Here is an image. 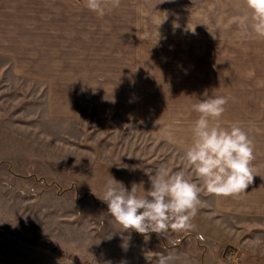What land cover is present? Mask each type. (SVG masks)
I'll return each instance as SVG.
<instances>
[{"label": "rangeland", "instance_id": "374dc122", "mask_svg": "<svg viewBox=\"0 0 264 264\" xmlns=\"http://www.w3.org/2000/svg\"><path fill=\"white\" fill-rule=\"evenodd\" d=\"M140 1L144 12L156 14L152 28L166 34L149 39L171 45L150 54L154 56L152 67L164 64L159 67L166 70L167 82L180 77L179 68L190 76L194 63L242 58V38H220L230 39L229 45L216 43V47H200L193 53L189 42L196 38L180 35L195 27L239 29L232 21L242 14V0H165L154 7L157 0ZM187 83L183 81L182 86ZM174 88V81L164 86L167 106L176 95ZM96 163L147 181L146 173L161 168L184 171L186 178L200 184L183 151L152 137L146 122L116 115L99 118L90 106L81 104L76 118L48 119L45 86L15 78L10 63L0 58V228L15 237L7 251L23 256V260L12 257L11 264H47L53 253L66 255L77 264H157L161 253L172 254V264H260L255 256L256 251L264 256L259 231L243 229H253V222L242 219L241 231L228 216L218 214V221L209 224L207 216L212 214L200 210L205 205L198 206L191 220L193 227L186 232L170 230L162 237L151 233L146 239L133 230H123L98 198L103 192L89 184ZM206 194L201 191L200 200ZM215 222L219 226L212 227ZM209 232L217 235L218 244L208 240ZM186 234L195 239L173 244Z\"/></svg>", "mask_w": 264, "mask_h": 264}, {"label": "crops", "instance_id": "0c3cea01", "mask_svg": "<svg viewBox=\"0 0 264 264\" xmlns=\"http://www.w3.org/2000/svg\"><path fill=\"white\" fill-rule=\"evenodd\" d=\"M139 5L144 6L140 0H121L119 8L101 18L84 6V0H0V58L10 63L15 78L45 86L48 119L76 118L79 105H88L99 118L116 115L128 121L146 122L152 137L162 138L180 151L191 143L192 124L199 115L192 104L199 102L204 93L227 97L219 122L223 126L240 122L254 143L252 167L258 174L246 192L228 197L207 193L198 206L205 205L200 210L212 214L207 216L209 224L218 221V214L228 216L241 231L242 219L253 222V229H243L259 231L256 234L264 244V38H242L239 29L195 27L189 34L180 33L196 38L189 42L193 53L200 47L230 42L220 38H242V58L194 63L190 76L179 68L180 77L167 82L166 70L159 67L164 64L159 62L157 68L152 67L150 59L154 56L150 54L171 45L149 39L154 34H166L152 28L156 14L144 12ZM242 14H248L244 0ZM172 81V93L176 95L168 107L164 86ZM183 81L188 83L182 86ZM169 130L173 133L171 140ZM91 175L94 178L89 184L100 192L111 176L129 190L136 184L138 195L150 187L149 181L102 163L93 166ZM216 237L209 232L212 245L218 244ZM14 238L0 228V264H11L10 260H15L12 257L23 260L20 253L7 251ZM51 256L47 264H77L61 253ZM255 256L264 264V256L257 251Z\"/></svg>", "mask_w": 264, "mask_h": 264}, {"label": "clouds", "instance_id": "9594fccd", "mask_svg": "<svg viewBox=\"0 0 264 264\" xmlns=\"http://www.w3.org/2000/svg\"><path fill=\"white\" fill-rule=\"evenodd\" d=\"M164 2L157 0L153 7ZM120 4L121 0H84V6L101 18ZM244 4L248 14L232 21L238 25L239 35L264 38V0H244ZM227 102L228 98L223 95L204 93L191 106L199 115L192 124L191 143L184 149L183 158L200 184L186 178L184 171L163 168L146 173L150 187L142 195L137 194L136 184L129 190L112 176L106 182L103 195L98 198L123 230H134L146 239L151 233L162 237L170 230L186 232L193 227L191 220L197 213L201 191L225 197L246 192L258 174L252 167L255 146L239 121L228 126L219 122ZM168 138H173L171 130ZM156 259L157 264H172L175 257L161 253Z\"/></svg>", "mask_w": 264, "mask_h": 264}, {"label": "built area", "instance_id": "2783aa9c", "mask_svg": "<svg viewBox=\"0 0 264 264\" xmlns=\"http://www.w3.org/2000/svg\"><path fill=\"white\" fill-rule=\"evenodd\" d=\"M197 237L200 238L199 235H197ZM189 238H191V239H192V238L195 239V236H193L192 234H187L183 239H189ZM183 239L175 240V241L173 242V244L176 245L178 242H181Z\"/></svg>", "mask_w": 264, "mask_h": 264}, {"label": "water", "instance_id": "95a60500", "mask_svg": "<svg viewBox=\"0 0 264 264\" xmlns=\"http://www.w3.org/2000/svg\"><path fill=\"white\" fill-rule=\"evenodd\" d=\"M104 204H105V203H104ZM186 235H187V234H186ZM186 235H185V236H186ZM185 236H183L181 239H183Z\"/></svg>", "mask_w": 264, "mask_h": 264}]
</instances>
